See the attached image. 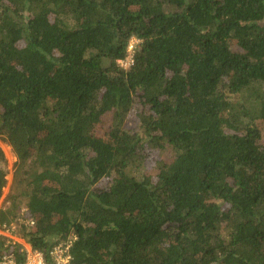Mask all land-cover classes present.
Instances as JSON below:
<instances>
[{
	"label": "trees",
	"instance_id": "16d2710c",
	"mask_svg": "<svg viewBox=\"0 0 264 264\" xmlns=\"http://www.w3.org/2000/svg\"><path fill=\"white\" fill-rule=\"evenodd\" d=\"M0 140L46 256L264 264V0H0Z\"/></svg>",
	"mask_w": 264,
	"mask_h": 264
},
{
	"label": "built area",
	"instance_id": "2783aa9c",
	"mask_svg": "<svg viewBox=\"0 0 264 264\" xmlns=\"http://www.w3.org/2000/svg\"><path fill=\"white\" fill-rule=\"evenodd\" d=\"M135 40L132 39L129 42L127 56L118 61L119 67L124 70L129 69L134 64ZM136 41L138 42V40ZM27 212L28 209H24L18 221L23 228L28 229L33 227L35 223L28 217ZM0 238L5 241V250L0 256V264H70V250L73 241L76 239L74 235H71L66 241L55 245L46 256L43 252L34 249L26 238L17 237L12 223L0 225Z\"/></svg>",
	"mask_w": 264,
	"mask_h": 264
},
{
	"label": "rangeland",
	"instance_id": "374dc122",
	"mask_svg": "<svg viewBox=\"0 0 264 264\" xmlns=\"http://www.w3.org/2000/svg\"><path fill=\"white\" fill-rule=\"evenodd\" d=\"M139 42V41H138ZM135 40V45L138 47L139 43ZM112 116H108L105 118L106 122L108 123L111 120ZM125 128L129 131L135 132L139 131V120L134 115L131 114L126 123ZM102 129V128H101ZM100 129V130H101ZM103 130V129H102ZM101 130V131H102ZM0 149L3 151L6 162H5V168L7 171V185L3 191V195L0 199V210L6 209L12 205V200H10V196L12 193H19L21 191L22 186L16 184V181L14 180L15 171H16V164H17V158L15 157L14 153L12 152L11 147H9L6 143H3L0 140ZM177 154V151L169 144L165 145L164 150L162 151L161 155H159L158 152L152 151L151 157L148 160V162L145 164V169H143V172L155 176L157 174V163L163 159L166 162H170L175 155ZM26 209V206H22L17 211V220L12 223L13 227L15 228V234L17 237H23L24 238V232L23 227L18 221V218L21 217L22 211Z\"/></svg>",
	"mask_w": 264,
	"mask_h": 264
}]
</instances>
